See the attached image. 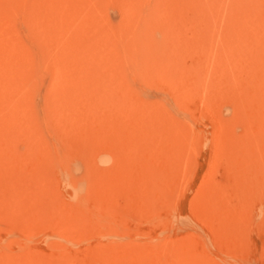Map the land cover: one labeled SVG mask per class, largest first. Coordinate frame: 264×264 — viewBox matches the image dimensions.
<instances>
[{
  "label": "rangeland",
  "instance_id": "rangeland-1",
  "mask_svg": "<svg viewBox=\"0 0 264 264\" xmlns=\"http://www.w3.org/2000/svg\"><path fill=\"white\" fill-rule=\"evenodd\" d=\"M0 264H264V0H0Z\"/></svg>",
  "mask_w": 264,
  "mask_h": 264
},
{
  "label": "bare ground",
  "instance_id": "bare-ground-1",
  "mask_svg": "<svg viewBox=\"0 0 264 264\" xmlns=\"http://www.w3.org/2000/svg\"><path fill=\"white\" fill-rule=\"evenodd\" d=\"M15 194V193H14ZM16 196V195H15ZM15 215V214H14ZM12 218V217H11ZM10 245V244H9Z\"/></svg>",
  "mask_w": 264,
  "mask_h": 264
}]
</instances>
